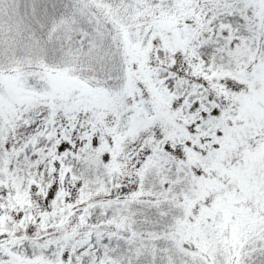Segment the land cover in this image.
Masks as SVG:
<instances>
[{
    "label": "snow or ice",
    "instance_id": "obj_1",
    "mask_svg": "<svg viewBox=\"0 0 264 264\" xmlns=\"http://www.w3.org/2000/svg\"><path fill=\"white\" fill-rule=\"evenodd\" d=\"M0 264H264V0H0Z\"/></svg>",
    "mask_w": 264,
    "mask_h": 264
}]
</instances>
